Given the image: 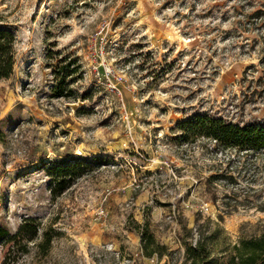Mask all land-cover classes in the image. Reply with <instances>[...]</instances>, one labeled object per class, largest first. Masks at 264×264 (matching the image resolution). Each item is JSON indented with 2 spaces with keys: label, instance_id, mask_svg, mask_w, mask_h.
I'll list each match as a JSON object with an SVG mask.
<instances>
[{
  "label": "rangeland",
  "instance_id": "1",
  "mask_svg": "<svg viewBox=\"0 0 264 264\" xmlns=\"http://www.w3.org/2000/svg\"><path fill=\"white\" fill-rule=\"evenodd\" d=\"M0 28L17 37L0 79V224L60 231L48 255L32 243L11 264H189L198 240L207 264H228L264 231V154L176 127L264 123V0H0ZM63 60L80 65L70 97L53 91Z\"/></svg>",
  "mask_w": 264,
  "mask_h": 264
},
{
  "label": "trees",
  "instance_id": "2",
  "mask_svg": "<svg viewBox=\"0 0 264 264\" xmlns=\"http://www.w3.org/2000/svg\"><path fill=\"white\" fill-rule=\"evenodd\" d=\"M16 43L17 37L12 30L0 28V79H8L14 73ZM49 56L53 57V51ZM60 65L55 70L57 80L53 91L57 97H70L73 94L70 86L75 80L80 65L76 60L67 63L63 60ZM72 65H74L73 68ZM176 127L180 130V138L183 141L195 142L204 138L221 151L236 150L237 152L264 154V123L240 124L205 113L183 120ZM73 173L75 171L70 166L55 167L52 171L55 182L52 191L54 193L63 192L68 187ZM40 232L41 222L35 217H26L15 233H11L0 224V243L5 247L4 263L18 262L31 252L32 243H35L42 255H48L60 231L50 227ZM142 240L145 242L146 249H149L151 244L157 243L155 236L148 229L143 230ZM209 257L210 252L200 240L194 245H186V259L189 264H207ZM228 264H264V231L256 236L242 238L239 244L234 246Z\"/></svg>",
  "mask_w": 264,
  "mask_h": 264
},
{
  "label": "built area",
  "instance_id": "3",
  "mask_svg": "<svg viewBox=\"0 0 264 264\" xmlns=\"http://www.w3.org/2000/svg\"><path fill=\"white\" fill-rule=\"evenodd\" d=\"M153 260V259H152Z\"/></svg>",
  "mask_w": 264,
  "mask_h": 264
}]
</instances>
